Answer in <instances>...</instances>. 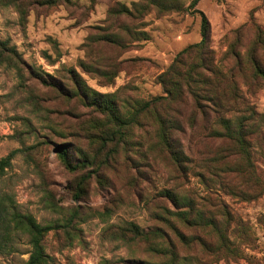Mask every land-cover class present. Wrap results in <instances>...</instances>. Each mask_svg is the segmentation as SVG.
Wrapping results in <instances>:
<instances>
[{
    "label": "rangeland",
    "instance_id": "1",
    "mask_svg": "<svg viewBox=\"0 0 264 264\" xmlns=\"http://www.w3.org/2000/svg\"><path fill=\"white\" fill-rule=\"evenodd\" d=\"M159 1L163 9L138 17L147 0H0V41L21 62L19 70L0 65V160L20 151L0 177V193L42 225L73 219L72 237L60 231L45 238L51 264L168 260L152 252L147 240L119 238L127 223L143 234L159 231L151 243L173 249L178 264H264V79H254L244 64L258 28L264 41V0ZM123 7L134 16L120 13ZM199 12L210 22L209 44L218 59L232 65L231 47L241 55L235 80L255 112L245 114L254 132L246 152L231 157L229 141L212 136L190 106L170 101L144 112L103 151L92 124L101 115L75 95L74 82L113 95L119 106L128 105L127 112L134 101L164 96L157 78L181 51L200 42ZM106 35L120 43L103 41ZM258 55L264 66V50ZM160 119L171 121L170 139L186 157L182 166L160 146ZM58 144L70 147L74 164L82 161L77 151L85 153V167L67 170ZM115 149L118 154L106 163ZM169 192L192 200L190 220L201 211L217 224L215 232L184 223L178 215L186 205L171 201ZM200 240L217 247L224 241L239 256H210ZM16 246L0 254V264L29 259L27 237L19 236Z\"/></svg>",
    "mask_w": 264,
    "mask_h": 264
},
{
    "label": "trees",
    "instance_id": "2",
    "mask_svg": "<svg viewBox=\"0 0 264 264\" xmlns=\"http://www.w3.org/2000/svg\"><path fill=\"white\" fill-rule=\"evenodd\" d=\"M39 5H56L60 1L65 0H35ZM18 2V0H12ZM162 4L159 0H147L146 4L142 5V11H137L138 17H144V12L149 13L152 8H161ZM120 13L128 16H134L132 12L126 8H120ZM202 15L201 25V40L197 44L191 45L181 51L174 59L172 65L157 78V82L162 86L164 96L155 97L150 101L139 102L134 101L132 111L127 112V106H119L113 95H103L91 90L86 86H82L81 82H74V93L81 97L83 102L96 109L101 115L98 122H92L94 128L97 126L95 140L100 144L102 150H106L108 145L114 143V138L118 134L124 138L126 130L131 124L137 123L138 118L144 112H148L156 105L164 104V102H177L190 106L192 114L195 118H201L205 125H208L212 130V136L223 138L231 143L230 156L236 158L242 152H246V144L254 133L251 126H247L252 118H248L245 114L251 116L255 112L249 108L245 98L241 95L236 80L235 73L241 68V55L234 47H231L228 58H232L234 63L225 66L223 59L219 60L216 52L209 44L210 39V22L204 13ZM259 37L246 56L244 63L253 70L254 79H264L263 59L258 55L259 51L264 50V41L261 38L262 30L258 28ZM108 43H120L117 38L111 35H106L102 38ZM230 54V55H229ZM226 56V57H227ZM224 59H226L224 57ZM18 54L14 49L7 46L6 42L0 41V65H7L11 68L20 69ZM71 73V72H70ZM125 109V113H124ZM169 122L163 119L159 120L158 139L162 150H165L173 159V161L181 165L185 161V155L176 148L169 136ZM172 127L176 126L172 122ZM239 146L240 150L235 149ZM57 154L61 159L64 167L69 171H75L84 168L86 162L90 159L82 151H77L76 155H80L82 160L78 164H74L70 158V147L66 144H58L56 147ZM19 150H15L0 160V177H3L6 171L12 166V162ZM118 150L108 155V163ZM93 163V161H92ZM168 197L176 204L186 205L187 210L179 212V218L184 223H190L192 227H199L203 230L207 226H211L215 232L217 224L211 217H207L203 212L199 211L196 214L195 220H190V212L196 210L195 204L185 197H180L169 192ZM211 207L212 205L209 204ZM208 219V220H207ZM73 219L70 218L66 222L50 221L45 225L38 223L34 216L21 213L6 200V195L0 193V254L15 252L17 250L16 240L19 236H26L28 244L31 247L29 259L24 264H51V257L46 253L44 241L48 234L52 232H67L70 237L69 230L72 228ZM132 238L129 239V235ZM159 231L150 234H143L140 228L134 223H127L121 228L119 238L129 242L136 240H147L150 245V250L162 257H168V260L158 262V264H178V257L173 249L166 250L160 246H153V239L159 237ZM204 250L210 256L217 257H236L239 256L238 250L228 249L222 241L220 246H212L211 244L201 241Z\"/></svg>",
    "mask_w": 264,
    "mask_h": 264
}]
</instances>
